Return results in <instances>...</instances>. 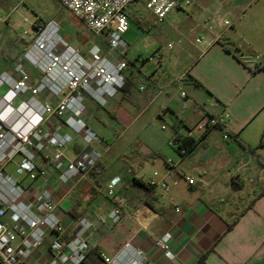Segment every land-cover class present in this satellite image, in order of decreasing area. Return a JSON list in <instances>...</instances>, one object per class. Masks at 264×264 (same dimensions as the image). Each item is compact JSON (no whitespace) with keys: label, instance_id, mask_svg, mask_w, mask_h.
Masks as SVG:
<instances>
[{"label":"crops","instance_id":"1","mask_svg":"<svg viewBox=\"0 0 264 264\" xmlns=\"http://www.w3.org/2000/svg\"><path fill=\"white\" fill-rule=\"evenodd\" d=\"M140 1L144 6L146 0H134L127 13L130 18L133 11L138 23L144 25L148 17L135 6ZM218 1L226 8V1L231 0L199 1L197 9L206 18L201 24L190 16L187 24L181 20L169 25L167 19L176 10L164 22L156 20L164 26L159 29L152 73L133 70L132 64L124 71L125 89L106 107L98 106L90 97L84 101V120L103 142L97 115L121 118L127 129L140 123V131H146L157 120L166 126L163 130L169 128L171 132L165 136L148 134L145 153L134 152L116 172L109 171L103 162L112 146L105 148L96 143L93 148L102 152V160L85 180L71 188L59 186L54 179L41 186L53 192L73 222L74 215L93 222L88 233V264H101L100 254L114 256L129 240L144 251L146 264H264V195L250 208L264 189V148H259L264 134V70L252 71L258 63H264V8L255 13L250 23L239 18L240 25L223 26L215 21L223 19L214 16ZM229 10L239 16L233 8ZM205 20L211 22L210 26L204 24ZM128 29L129 26L123 37ZM167 39L181 46L170 57L163 51L162 43ZM22 63L30 84L40 86L42 76L38 70L26 57ZM169 64L175 67L174 73L168 71ZM3 74L20 80L17 66L0 54V76ZM6 90L3 88L1 94ZM182 92L189 104L185 110ZM30 97L31 93L26 94L22 100ZM47 98L46 92L38 96L41 101ZM224 112L231 116L227 128H213L199 136L200 144L187 155L178 151L174 138L187 136L189 129L205 119V114ZM66 132L73 142L65 153L75 159L88 146L72 132ZM252 149L256 152L252 153ZM187 178L194 183L189 184ZM18 181L31 185L25 176ZM109 183L117 185V194L124 201L118 225L109 220L115 207L107 196ZM234 221L236 224L228 230V224ZM165 234L172 236L171 258L156 246L157 239Z\"/></svg>","mask_w":264,"mask_h":264},{"label":"built area","instance_id":"2","mask_svg":"<svg viewBox=\"0 0 264 264\" xmlns=\"http://www.w3.org/2000/svg\"><path fill=\"white\" fill-rule=\"evenodd\" d=\"M59 1L90 32L106 39L109 52L104 54L94 46L90 57H83L63 41L56 42L52 33L45 30L25 56L43 72L41 85H31L29 75L22 69H17L20 80L7 74L0 76V91L7 89L4 94L0 92V264H87L91 249L88 233L93 222L80 218L79 230L72 238H64L73 220L60 208L53 192L41 186L54 179L59 186L71 188L85 180L102 160V152L93 145H108L84 120V95L104 108L125 87L124 71L130 63L124 55L128 44L123 32L129 26L127 10L134 0ZM190 4L189 0H146L144 6L162 23L172 11ZM215 21L230 25L219 18ZM139 61L145 62L141 58ZM148 61H155V56ZM42 92L48 94L43 101L38 99ZM29 93L31 97L22 100ZM181 97L185 110L189 107L186 93L182 92ZM18 100L20 103L16 104ZM230 121L227 112L205 114V119L189 129L187 136L198 138L213 128H227ZM66 131L88 146L75 159L65 153L73 142ZM17 157V174L28 178L30 186L7 171ZM187 181L194 183L190 178ZM162 186L166 188V184ZM106 191L115 205L109 220L118 225L123 218L124 201L117 194L116 184L109 183ZM156 246L166 257H172L170 234L158 238ZM99 258L101 264L147 263L144 251L132 240L125 242L116 255L102 253Z\"/></svg>","mask_w":264,"mask_h":264},{"label":"rangeland","instance_id":"3","mask_svg":"<svg viewBox=\"0 0 264 264\" xmlns=\"http://www.w3.org/2000/svg\"><path fill=\"white\" fill-rule=\"evenodd\" d=\"M189 1L191 2L190 5L176 10L170 15V18L167 19L169 25H174V23L181 20L187 24L190 22V16H194L196 20L198 19L197 22L200 24L203 19H206L204 12L197 9L201 0ZM142 3L140 1L135 6L140 8V12L148 17V23L144 25L138 23V15L132 11L131 17L128 19L129 29L123 37L128 44L124 55L130 66L134 65L131 66L133 70L141 69L143 72L149 71L152 73L150 68L155 67L156 63L148 61V59L155 55L159 47L156 42L158 41L159 29L164 25L158 24L156 19L145 11L146 8H144ZM226 3L227 6L225 8L218 1L219 6L216 7L217 12L214 16L220 15L223 18L222 20L227 19L229 23L236 26L241 24L239 18H242L245 24L252 22L251 18L255 16V13L264 8V0H231L230 2L226 1ZM230 8H233L235 12H239V16L231 13ZM0 16L2 19L0 22V54L13 63V66H17V69H22L24 72L26 70L22 67V61L34 43L41 38L45 30L48 34L52 33V38L56 42L63 41L78 51L83 57L89 58L90 51L94 46L100 47L104 54L109 52L106 39L103 40L90 32L83 21L64 8L59 0H0ZM198 17L201 18L199 19ZM7 19L9 23L6 22ZM38 20L40 21L39 28H34V24ZM204 24L210 26L211 22L205 20ZM170 44L171 47L169 48ZM162 45L164 47L163 51L169 57L177 49L181 48V46L177 45L176 40L172 39L165 40ZM138 57L145 59V62L139 61ZM167 62L169 61L167 60ZM167 68L170 73L175 72V67L172 65L169 64ZM37 74L44 77L43 72L40 70L37 71ZM88 98L87 95H84L85 102H87ZM97 120L102 123L100 126L105 142L108 146H112L103 160L106 168L112 172H116L121 167V164L126 163V158L130 159L134 152L145 153L144 143H146L145 138L148 134H163L165 136L171 132L169 128L163 130L164 124L157 120L152 121L146 131H140V123L127 129L126 121L121 118L107 117L105 119L97 115ZM19 161L20 157H17L7 167L8 173L16 180L22 178V176L17 174V163Z\"/></svg>","mask_w":264,"mask_h":264},{"label":"trees","instance_id":"4","mask_svg":"<svg viewBox=\"0 0 264 264\" xmlns=\"http://www.w3.org/2000/svg\"><path fill=\"white\" fill-rule=\"evenodd\" d=\"M7 23H9V20L7 19L6 20ZM39 25H40V21H36L35 24H34V28H39ZM103 41V40H102ZM227 52H230L231 50L230 49H226ZM264 70V63H258L254 68H253V72H259V71H262ZM195 84L197 86H201V83L197 80H194ZM127 85V79L125 78V87ZM125 87L123 89H125ZM201 139L202 138H195V137H190V136H185L183 138H179V137H176L174 138V143L176 145H178V151L181 153L182 151H184L183 154L187 155L189 153H191L192 151L195 150V148L200 144L201 142ZM259 148H264V134H263V137L261 139V143L259 145ZM252 153H255L256 150L255 149H252L251 150ZM262 163L264 164V161H262ZM135 182L137 184H139L140 186L142 187H145V188H148V185L145 184L144 182H142L141 180H138V179H135ZM264 195V189H262L258 195L253 199L251 205H250V208L253 207L254 205V202L262 197ZM79 219L76 215H74V222L73 224L69 227L68 231L66 232L65 234V237L67 240L72 238V236L79 230ZM237 221H234L233 223H230L228 224V230L232 229L234 227V225L236 224ZM88 264V262H87Z\"/></svg>","mask_w":264,"mask_h":264}]
</instances>
